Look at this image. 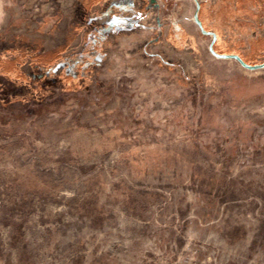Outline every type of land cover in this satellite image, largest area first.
<instances>
[{
	"label": "rangeland",
	"instance_id": "obj_1",
	"mask_svg": "<svg viewBox=\"0 0 264 264\" xmlns=\"http://www.w3.org/2000/svg\"><path fill=\"white\" fill-rule=\"evenodd\" d=\"M59 1L60 21L35 24L29 0H0L10 46L44 58L72 42ZM156 2L66 83L0 75V264H264V69L213 57L194 0ZM214 6L235 52L263 63L264 34L233 30L262 26L264 0Z\"/></svg>",
	"mask_w": 264,
	"mask_h": 264
},
{
	"label": "trees",
	"instance_id": "obj_2",
	"mask_svg": "<svg viewBox=\"0 0 264 264\" xmlns=\"http://www.w3.org/2000/svg\"><path fill=\"white\" fill-rule=\"evenodd\" d=\"M73 2V16L76 13L78 16L74 20L78 30L73 41L64 44L65 46L61 45L59 48H55L54 51L47 53L44 58L30 55L31 52L28 53L29 55H22L17 52L7 41L6 33L2 34L0 30V75H3L12 84L17 85L24 84L30 79L41 78V75L48 81L61 79L62 83H66L65 79H67L68 74H62L63 71L69 73L71 68L74 67L92 69L96 65V59L104 54V51L113 43L112 41L116 37L126 32H137L146 26L151 12L149 0H124L119 2L113 0L108 6L103 5L102 0H73ZM52 3L56 4V9L53 8ZM61 5L62 2L59 0H46L42 3L39 0H29L28 4L22 5L20 16L35 24H42L46 20L39 23V19L42 18V21L44 18H47V20L52 19L50 16L55 13L58 22L61 19L59 16ZM235 5L237 8L238 4ZM99 6L105 8L99 11ZM26 11L32 14L27 16L24 14ZM34 11L36 12L34 13ZM204 11L208 13L209 22L215 25L208 26L207 21L202 17L200 18L203 29L217 36V50L214 49L215 52L237 55L245 63L252 64L242 54L235 52L236 50L233 47L238 48L243 43L236 38L235 33V36L231 33L230 28H227L230 22L212 17L216 12L213 0H206L203 3L201 15ZM211 11L212 14L210 15ZM235 24L236 28L233 31H238V36H243L246 31L248 32L247 37H258L260 34H264V21L261 24L262 26H259L260 23L256 20L244 19L235 20ZM240 26L246 27H241V29ZM214 27L220 29L216 30ZM185 35L178 26H171L166 38L169 44L172 41L182 46ZM230 37L235 38L230 39ZM227 50L232 51L227 52ZM87 79L90 80L88 76Z\"/></svg>",
	"mask_w": 264,
	"mask_h": 264
},
{
	"label": "water",
	"instance_id": "obj_3",
	"mask_svg": "<svg viewBox=\"0 0 264 264\" xmlns=\"http://www.w3.org/2000/svg\"><path fill=\"white\" fill-rule=\"evenodd\" d=\"M195 3H196V11H195V15H194V22L198 25L200 31L202 34L204 35H207V36H210L212 38V41L211 43L209 44V47H208V50L209 52L217 59H222V60H234L236 63H238L242 68L248 70V71H257V70H262L264 69V62L261 63V64H256V65H248L246 64L239 56L237 55H233V54H227V55H224V54H217L213 51V44L215 43L216 41V36L214 33H209V32H206L204 29H203V26L201 24V22L199 21L198 19V11H199V3L194 0Z\"/></svg>",
	"mask_w": 264,
	"mask_h": 264
},
{
	"label": "flooded vegetation",
	"instance_id": "obj_4",
	"mask_svg": "<svg viewBox=\"0 0 264 264\" xmlns=\"http://www.w3.org/2000/svg\"><path fill=\"white\" fill-rule=\"evenodd\" d=\"M156 1H158V0H149V4H150V8H151V10H155L154 8L156 7V5H157V2ZM217 2V0H213V5L215 4ZM199 3V11H198V19H199V21H200V18H201V7L203 6V3H204V1H199L198 2ZM211 4V3H210ZM205 6V5H204ZM210 12V11H209ZM217 12V11H216ZM212 14V11H211V13H210V15ZM27 16H29V15H27ZM154 17V16H153ZM212 17H215L214 19H217L216 17H217V13H216V16L215 15H213ZM213 19V20H214ZM201 22V21H200ZM202 24V23H201ZM170 27V26H169ZM170 29V28H169ZM158 31V30H157ZM169 31V30H168ZM167 31V32H168ZM207 32V31H206ZM209 33H211V32H209ZM201 35V34H200ZM203 36V35H202ZM215 36H216V34H215ZM212 39V38H211ZM217 36H216V41H215V43L213 44V51L215 52V50L214 49H216L217 50ZM216 47V48H215ZM210 53V52H209ZM216 53V52H215ZM211 54V53H210ZM218 54V53H217ZM212 55V54H211ZM224 55H227V54H224ZM213 56V55H212ZM214 57V56H213ZM219 60H222V59H219ZM238 64V63H237ZM247 64V63H246ZM261 64V63H260ZM248 65H252V64H248ZM255 65V64H254ZM238 66H240L239 64H238ZM246 70V69H245ZM248 71V70H247Z\"/></svg>",
	"mask_w": 264,
	"mask_h": 264
},
{
	"label": "crops",
	"instance_id": "obj_5",
	"mask_svg": "<svg viewBox=\"0 0 264 264\" xmlns=\"http://www.w3.org/2000/svg\"><path fill=\"white\" fill-rule=\"evenodd\" d=\"M205 1H206V0H204V2H205ZM205 15H206V16H205V21H207V25H208V26H211V27H212V26H215V25H213V23L209 22L210 18H209V16H208V13L205 12ZM214 28H215L216 30H219V29H220L219 27H218V28L214 27Z\"/></svg>",
	"mask_w": 264,
	"mask_h": 264
}]
</instances>
